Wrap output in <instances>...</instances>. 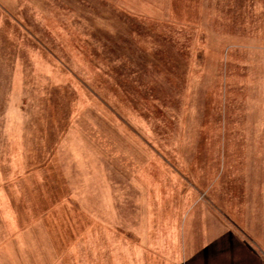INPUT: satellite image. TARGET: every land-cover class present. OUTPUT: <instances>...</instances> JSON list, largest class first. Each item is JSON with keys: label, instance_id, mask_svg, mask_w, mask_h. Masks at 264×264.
<instances>
[{"label": "rangeland", "instance_id": "obj_1", "mask_svg": "<svg viewBox=\"0 0 264 264\" xmlns=\"http://www.w3.org/2000/svg\"><path fill=\"white\" fill-rule=\"evenodd\" d=\"M136 255L264 264V0H0V264Z\"/></svg>", "mask_w": 264, "mask_h": 264}, {"label": "crops", "instance_id": "obj_2", "mask_svg": "<svg viewBox=\"0 0 264 264\" xmlns=\"http://www.w3.org/2000/svg\"><path fill=\"white\" fill-rule=\"evenodd\" d=\"M121 262H122L121 260H118V263H121ZM125 263L127 264H146V262L139 255L129 256L126 261L124 260L123 264ZM183 264H190V263L188 262V260H186V261H183Z\"/></svg>", "mask_w": 264, "mask_h": 264}]
</instances>
